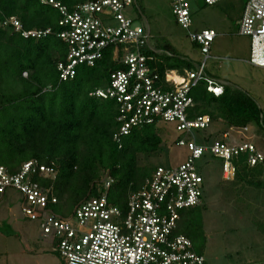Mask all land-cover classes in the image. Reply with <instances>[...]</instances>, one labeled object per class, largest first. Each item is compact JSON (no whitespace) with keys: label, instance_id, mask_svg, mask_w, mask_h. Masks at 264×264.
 <instances>
[{"label":"built area","instance_id":"obj_1","mask_svg":"<svg viewBox=\"0 0 264 264\" xmlns=\"http://www.w3.org/2000/svg\"><path fill=\"white\" fill-rule=\"evenodd\" d=\"M39 1L54 6L60 15L57 36L67 46L65 59L57 63L60 80L72 79L79 65H95L105 49L114 47L113 57L124 67L110 71L107 83L90 95L114 102L118 127L112 138L117 147L133 127L156 126L163 120L181 132L183 137L174 144L187 153L176 165L155 166L143 185L127 195L123 208L108 201L114 178L106 170L100 195L81 200L68 215L55 213L50 205L57 197L41 180L54 179L56 169L37 159L23 161L16 172L0 164V197L8 188L21 193L22 214L38 222L63 264H204L205 257L193 249L192 240L176 231L180 212L203 202L205 177L196 160L207 154L220 159L221 178L227 181L234 180L240 157L248 166L264 162V153L251 140L231 142L224 131L219 138L198 141L195 134L203 133L212 119L195 113L191 90L201 82L214 96L224 89L205 69L216 32L189 30L193 0H171L176 22L199 45L203 59L191 68L168 69L161 75L149 63L163 50L152 47L145 24L124 13L136 6V0H88L71 8L57 0ZM221 1L203 0L204 5ZM238 24V33L250 36V62L264 66L259 55L264 50V0H247ZM7 25L23 37L40 38L52 32L50 27L25 29L15 16L0 21V26Z\"/></svg>","mask_w":264,"mask_h":264},{"label":"trees","instance_id":"obj_2","mask_svg":"<svg viewBox=\"0 0 264 264\" xmlns=\"http://www.w3.org/2000/svg\"><path fill=\"white\" fill-rule=\"evenodd\" d=\"M57 1L71 8L88 0ZM10 16L25 29L50 27L52 32L31 38L23 37L11 25L0 26V164L10 172L29 159L55 167L54 179L41 180L57 197L50 205L53 211L73 209L81 200L100 195L99 171L108 170L114 178L107 190L108 201L125 207L127 195L138 190L155 168L137 166L138 155L157 152L162 137L154 124H146L133 127L122 138L121 148L113 141L118 127L115 104L90 92L107 83L110 71L124 67L114 59V47L105 49L95 65H79L72 79L60 80L57 63L65 59L67 46L57 36V8L39 0H0V21ZM149 65L161 75L168 69L192 67L172 53L155 55ZM23 72H27L26 77ZM190 93L195 113L208 114L212 120L223 118L227 125L242 128L253 121L258 127L263 119L252 97L232 86L224 85L222 94L214 96L201 82ZM243 159L236 160L232 181L264 187L263 180L255 178L264 169V162L248 166ZM60 198L67 201L66 206ZM197 207L180 212L176 231L187 235L193 249L202 254L203 246L196 243L199 236L204 242Z\"/></svg>","mask_w":264,"mask_h":264},{"label":"rangeland","instance_id":"obj_3","mask_svg":"<svg viewBox=\"0 0 264 264\" xmlns=\"http://www.w3.org/2000/svg\"><path fill=\"white\" fill-rule=\"evenodd\" d=\"M246 1L224 0L220 4L199 6L193 0L189 30L196 32L211 28L216 32L210 46V57L205 62L206 71L236 90L247 92L258 105L263 119L258 127L253 121L242 130L227 125L223 118H214L203 133L196 131L195 134L201 141L206 140V136L219 138L222 132L227 131L231 142L239 138L251 140L264 153V67L248 61L250 36L238 33V22ZM124 13L134 18L136 23L146 25L150 33L149 42L156 50H163L162 57L172 53L192 66L202 61L199 45L191 41L188 31L176 22L171 0H136V6L129 7ZM156 127L162 137L161 147L150 155L139 154V167L176 165L187 153L186 148L173 143L183 135L171 123L159 120ZM196 165L204 171L205 177L203 204L195 209V213L200 215L204 237V242L199 236L196 243L203 246L204 264H264V187L242 180L237 184L223 180L221 160L210 154L197 159ZM99 172L98 180L101 182L107 171ZM255 178L264 182V169ZM60 199L63 206L67 204L63 198ZM21 203V193L12 188L6 189L0 197V264H60L62 260L55 253L51 252L47 257L40 254L45 245L49 246L50 240L42 236L37 221L24 217ZM71 209L61 207L54 212L67 215ZM24 228L29 236L22 231ZM27 248L36 253L31 257L23 256L21 251Z\"/></svg>","mask_w":264,"mask_h":264},{"label":"crops","instance_id":"obj_4","mask_svg":"<svg viewBox=\"0 0 264 264\" xmlns=\"http://www.w3.org/2000/svg\"><path fill=\"white\" fill-rule=\"evenodd\" d=\"M224 0H222L221 2H219V3H216V4H220V3H222ZM213 5H215V4H213ZM158 50H160V49H158ZM157 56L158 55H160V53H157L156 54ZM158 58V57H157ZM248 61L250 62V57H249V59H248ZM250 63H252V62H250ZM253 65H255V66H258V67H264V66H259V65H256V64H254V63H252ZM185 68H187V67H185ZM183 70V69H182ZM182 70H180V71H182ZM211 75V74H210ZM215 77V76H214ZM216 78V77H215ZM218 79V78H217ZM222 83H223V85H229L227 82H225V81H223V80H221V79H219ZM229 86H232V85H229ZM235 87V86H234ZM247 93V92H246ZM248 94V93H247ZM25 217V216H24ZM13 222H17V220H15V219H13L12 220ZM22 231L27 235V236H29V234H28V232H27V229H22ZM24 234V235H25ZM49 244V246H47V245H45V249H42V251H40V254L41 253H44L45 254V257H47V256H50V253L52 252V253H55V252H53L52 250H51V245H50V243H48ZM26 251H21V253H22V255L23 256H26V257H31L32 255H34V253H36V251L35 250H33L32 248H30V249H25ZM38 252V251H37ZM56 254V253H55ZM57 255V254H56ZM58 256V255H57ZM24 264H27V263H24ZM60 264H63V262H61Z\"/></svg>","mask_w":264,"mask_h":264},{"label":"water","instance_id":"obj_5","mask_svg":"<svg viewBox=\"0 0 264 264\" xmlns=\"http://www.w3.org/2000/svg\"><path fill=\"white\" fill-rule=\"evenodd\" d=\"M197 3H198L199 6H203L204 5L203 0H197Z\"/></svg>","mask_w":264,"mask_h":264},{"label":"clouds","instance_id":"obj_6","mask_svg":"<svg viewBox=\"0 0 264 264\" xmlns=\"http://www.w3.org/2000/svg\"><path fill=\"white\" fill-rule=\"evenodd\" d=\"M259 55H260L261 59H263V60H264V50H262V52H261V53H259Z\"/></svg>","mask_w":264,"mask_h":264}]
</instances>
